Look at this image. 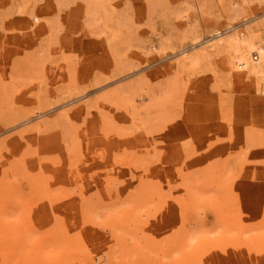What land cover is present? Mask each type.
<instances>
[{"label": "rangeland", "instance_id": "obj_1", "mask_svg": "<svg viewBox=\"0 0 264 264\" xmlns=\"http://www.w3.org/2000/svg\"><path fill=\"white\" fill-rule=\"evenodd\" d=\"M230 24L264 37V0H0V264H264V84L210 46Z\"/></svg>", "mask_w": 264, "mask_h": 264}, {"label": "bare ground", "instance_id": "obj_2", "mask_svg": "<svg viewBox=\"0 0 264 264\" xmlns=\"http://www.w3.org/2000/svg\"><path fill=\"white\" fill-rule=\"evenodd\" d=\"M236 4V1H235ZM237 8V7H235ZM237 12V10H235ZM31 20H35V22H40V15L35 12L33 13ZM245 24L248 23V20L244 21ZM23 29L25 31H28L30 28V21L28 23H22ZM216 33L218 35H221L217 42L212 43L210 46L217 48L219 46L224 45L227 48V51L229 53V65L228 69H230L232 74H237V71L235 69L240 68L241 70L243 68H247L251 74L252 80L257 84H264V37L258 33L254 32L252 28H245V29H239L236 24H230L226 29V35L222 36L223 30L221 28L216 29ZM207 46L206 48H208ZM253 52H258L259 55H255L254 57L251 56ZM188 60H192L191 54L184 51L183 57L180 60V63L186 62ZM246 74L240 73L239 78L244 79ZM43 124L42 121L37 122V129L41 130ZM180 147V146H178ZM178 151L180 150L177 149ZM215 151V150H213ZM219 155V154H218ZM199 157L203 158L204 156L200 155H188V157ZM207 156V155H206ZM205 156V157H206ZM210 154L207 156L209 157ZM126 186H113L112 191L115 193H122ZM127 189V188H126ZM125 189V190H126ZM111 188L105 187L101 190L98 189L95 191V195L97 197L102 198L103 196H107L108 194H111ZM187 236V235H186ZM188 237V236H187ZM186 239V237L183 238V240ZM200 244V245H199ZM197 246H194L192 248V251H188L187 253L183 254L182 257H187L188 254H194V251H196L204 242H200ZM104 258L102 254H93L88 255L85 258L86 264H103Z\"/></svg>", "mask_w": 264, "mask_h": 264}]
</instances>
